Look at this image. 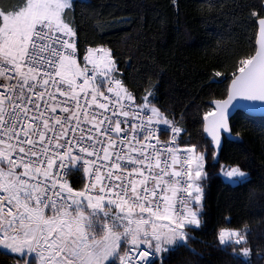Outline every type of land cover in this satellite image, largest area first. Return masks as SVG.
<instances>
[{"label": "snow or ice", "instance_id": "1", "mask_svg": "<svg viewBox=\"0 0 264 264\" xmlns=\"http://www.w3.org/2000/svg\"><path fill=\"white\" fill-rule=\"evenodd\" d=\"M72 7L73 0L0 5V77L7 81L0 83V246L20 253L17 259L27 249L38 264H152L146 258L167 251L163 245L177 237L183 245L186 224L199 227L193 206L205 155L195 145L157 147L153 125L169 121L151 106L150 91L136 104L115 79L110 50L87 49L81 66L76 33L65 22ZM258 24L259 50L241 61L227 100L215 102L218 112L204 116L214 152L232 101H264V18ZM77 164L87 173L79 191L66 179ZM224 175L246 174L237 166ZM111 207L117 211L110 214ZM162 219L175 227L158 231ZM233 236L235 244L245 239L237 230L218 233L221 244ZM242 251L246 258L249 250Z\"/></svg>", "mask_w": 264, "mask_h": 264}, {"label": "trees", "instance_id": "2", "mask_svg": "<svg viewBox=\"0 0 264 264\" xmlns=\"http://www.w3.org/2000/svg\"><path fill=\"white\" fill-rule=\"evenodd\" d=\"M22 3L0 0L6 9ZM262 18L264 0H73L66 10L80 59L89 48L110 50L127 92L140 104L150 91L151 106L183 131L181 145L205 154L200 226L187 228L186 242L153 264H264V118L238 112L231 120L235 141L224 138L218 157L204 131L211 102L227 97L241 61L256 54ZM223 166H238L249 178L232 185ZM78 176L69 177L77 190ZM221 230L247 232L251 258L222 245ZM17 257L0 246V264H37Z\"/></svg>", "mask_w": 264, "mask_h": 264}, {"label": "rangeland", "instance_id": "3", "mask_svg": "<svg viewBox=\"0 0 264 264\" xmlns=\"http://www.w3.org/2000/svg\"><path fill=\"white\" fill-rule=\"evenodd\" d=\"M74 39H75V37H74ZM76 42V41H75ZM95 49V48H94ZM105 49V48H104ZM106 50H108V49H106ZM80 64H81V66L83 67V65H84V63H85V61H84V59H83V62H79ZM88 67H91V65H89ZM115 68H116V65H115ZM116 72V71H115ZM115 72L113 73V76L114 77H116L115 76ZM0 147H3V146H0ZM199 153V152H198ZM205 155V154H204ZM231 167H222L221 168V175H222V177H223V179L226 181V182H228V183H230V184H232V185H236V184H238V183H240V182H243V181H245V180H247L248 178H249V176H248V174L246 173V172H244L246 175H245V178H243V179H240V178H236V177H233V178H226L225 177V175H224V171L225 170H228V169H230ZM16 171L17 172H20V170L19 169H16ZM205 177H206V173H205V162H204V167H203V172H202V177H201V180L200 181H198V183L199 184H201V185H203V183H204V180H205ZM193 206V205H192ZM106 207H109V206H107L106 205ZM193 207H195L197 210H198V218L200 217V215H201V213H202V209H203V189H202V192H201V198H200V201H199V205H195V206H193ZM90 211V210H89ZM115 211H117V209H115V207H111V209H110V214H111V212H115ZM155 223L158 225V231L159 230H166V228L167 227H175V225L174 224H169V221L168 220H164V219H162V220H160V221H155ZM199 226H200V224H199ZM190 227H194L195 228V226H192V225H185V227L182 229V231L183 232H185V233H187V228H190ZM121 231H122V229H121ZM241 233V235L242 236H244L245 237V239H244V241L241 243V244H235L234 243V240H235V237L233 236V237H231L228 241H226V243H224V244H222V245H226V246H232V247H235L236 249H238L237 251L239 252L238 253V255L239 256H241L242 258H244L245 260H249L250 258H251V251H250V249L249 248H247L246 247V234H247V232H245V231H241L240 232ZM186 241H184L183 243H185ZM154 243V242H153ZM180 244H182V242H181V240L179 239V237H177L175 240H174V242L171 244V245H163V247L164 248H166V249H168L167 251H162V252H160V253H155L156 254V258L157 259H161L162 258V255L164 254V253H166V252H168L171 248H173V247H175V246H177V245H180ZM123 246V247H122ZM140 247H142V248H145V249H148V246L146 245V244H141L140 245ZM243 249H248L249 251H248V253H247V257L245 258V255H244V252L242 251ZM125 250V244H124V240L122 239L121 240V248H120V251H124ZM148 250H151V251H154V249H148ZM25 253H27V249H25ZM31 254V256H35V254L34 253H30ZM29 254V255H30ZM25 257V256H24Z\"/></svg>", "mask_w": 264, "mask_h": 264}, {"label": "water", "instance_id": "4", "mask_svg": "<svg viewBox=\"0 0 264 264\" xmlns=\"http://www.w3.org/2000/svg\"><path fill=\"white\" fill-rule=\"evenodd\" d=\"M257 26H258V33H257V41H256V47H257L256 52L259 50L260 39H261V37H260V26H259L258 22H257ZM239 75H240V72L232 79V81L235 80ZM232 81L229 85L227 97L221 101L227 100V98L231 92ZM215 102L216 101L211 102L210 105H211L212 111L218 112V109L216 107ZM238 112L245 113L246 115L251 116V117L264 118V101H248V100H244V99H240V98H237V99L232 101V104L228 107L227 113H226L228 130L227 131L221 130V132H220L221 143H220V146L215 149L217 157L220 154V150L222 148L224 138H226L228 141H235V137H234V135L232 133V129H231V120L233 119V117ZM210 119H211V117H210ZM206 124H207V121H204V129L206 127ZM205 135L212 142V146H214V141L211 140V137L208 136V134L206 132H205Z\"/></svg>", "mask_w": 264, "mask_h": 264}, {"label": "built area", "instance_id": "5", "mask_svg": "<svg viewBox=\"0 0 264 264\" xmlns=\"http://www.w3.org/2000/svg\"><path fill=\"white\" fill-rule=\"evenodd\" d=\"M73 39H74V38H73ZM74 41H75V39H74ZM75 43H76V42H75ZM76 56H77L78 62H80V56H79V53H78L77 50H76ZM89 68H91V67H89ZM9 74H11V73H9ZM89 75H91V72L89 73ZM97 79H100V77H97ZM115 79H117V78L115 77ZM6 82H7V81H5L2 77H0V83H6ZM13 82H14V81H13ZM106 95H108V96H112L113 93H107V92H106ZM135 102H136V104H139L136 100H135ZM110 107H111V105H110ZM121 119H124V118L121 117ZM129 119H130V118H129ZM122 127H125V126L122 125ZM153 127H155V128L158 129V131H157V133H156V136L158 137L160 143L157 144V147H161V146H172V147H176V146H178L181 150L186 149V147H183V146L181 145V139H182V136H183V131H182V130H181L179 133H175V134H173L171 131H167V132L164 131V129H171V128H179V129H181V128L179 127V125H178L176 122H169L167 125H166V124H163V123H160V124H154ZM173 135H175V140H174V142H173ZM156 142H157V141H156L155 139L152 140V143H156ZM165 155H167V154H165ZM177 155L182 159L183 156H184V152H183V151H180V152L177 153ZM177 167L179 168L180 165H177ZM19 170L21 171V169H19ZM72 171H76V172L79 173L80 176H78V177L82 178V180H83V185H82V188H81V189H83V188H84V185H85V182H86V180H87V173H85V172H83V171L80 170V165H79V164H77V165L72 169ZM72 171H71V173H72ZM71 173H70V175H71ZM70 175H68V176L66 177V179H67L69 185L72 187V185H71V183H70V179H69ZM72 188H73V187H72ZM73 189H74V188H73ZM81 189H79V190H81ZM74 190L79 191V190H77V189H74ZM0 195H6V193L0 192ZM182 195H183L182 192L178 194V196H182ZM174 204H175V207H176L177 209L180 208V204H179L178 201L174 202ZM190 206H192V205H190ZM137 212H138V209H137ZM144 215H147V214H144ZM140 248H141V249H145V248H142V247H140ZM149 251H150V252H153V251H151V250H149ZM137 255H138V253H137ZM146 259L152 261V264H153V263L156 261V259H157V258H156V254L154 253L153 255H150V256H149L148 258H146ZM137 264H145V261H144V260H138V261H137Z\"/></svg>", "mask_w": 264, "mask_h": 264}, {"label": "crops", "instance_id": "6", "mask_svg": "<svg viewBox=\"0 0 264 264\" xmlns=\"http://www.w3.org/2000/svg\"><path fill=\"white\" fill-rule=\"evenodd\" d=\"M1 248L3 249V247L1 246ZM4 250V249H3ZM4 251H6V252H9L10 253V250H4ZM12 254H15V255H17V256H21V254L20 253H12ZM26 255V257H28V258H34L35 260H36V257L35 256H31V254L30 253H25ZM30 254V255H29ZM163 256V255H162ZM37 261V260H36ZM111 262V261H110ZM109 262V263H110ZM37 264H38V262H37Z\"/></svg>", "mask_w": 264, "mask_h": 264}]
</instances>
